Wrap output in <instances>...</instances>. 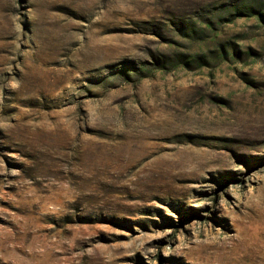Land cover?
<instances>
[{"label":"rangeland","instance_id":"rangeland-1","mask_svg":"<svg viewBox=\"0 0 264 264\" xmlns=\"http://www.w3.org/2000/svg\"><path fill=\"white\" fill-rule=\"evenodd\" d=\"M0 264H264V0H0Z\"/></svg>","mask_w":264,"mask_h":264}]
</instances>
